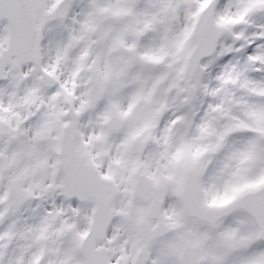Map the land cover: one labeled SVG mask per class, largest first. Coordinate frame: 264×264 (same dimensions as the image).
I'll use <instances>...</instances> for the list:
<instances>
[{"label": "snow or ice", "instance_id": "6c2138e0", "mask_svg": "<svg viewBox=\"0 0 264 264\" xmlns=\"http://www.w3.org/2000/svg\"><path fill=\"white\" fill-rule=\"evenodd\" d=\"M0 264H264V0H0Z\"/></svg>", "mask_w": 264, "mask_h": 264}]
</instances>
